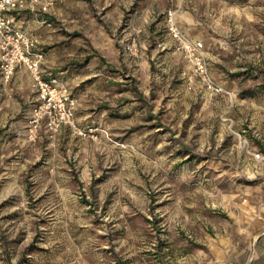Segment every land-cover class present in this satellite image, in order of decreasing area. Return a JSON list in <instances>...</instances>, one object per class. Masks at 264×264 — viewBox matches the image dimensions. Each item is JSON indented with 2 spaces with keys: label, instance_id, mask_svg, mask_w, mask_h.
<instances>
[{
  "label": "rangeland",
  "instance_id": "374dc122",
  "mask_svg": "<svg viewBox=\"0 0 264 264\" xmlns=\"http://www.w3.org/2000/svg\"><path fill=\"white\" fill-rule=\"evenodd\" d=\"M37 6L73 52L75 125L31 138L29 71L0 83V264H264V0Z\"/></svg>",
  "mask_w": 264,
  "mask_h": 264
},
{
  "label": "built area",
  "instance_id": "2783aa9c",
  "mask_svg": "<svg viewBox=\"0 0 264 264\" xmlns=\"http://www.w3.org/2000/svg\"><path fill=\"white\" fill-rule=\"evenodd\" d=\"M55 0H0V79L8 82L19 66L25 67L32 78L36 93L28 125L31 138L36 135L39 125L45 121L49 129L57 131L62 125L74 126L76 98L56 77H45L42 73L44 52L36 49L37 40L16 23L15 13L38 5L42 13H47ZM37 22L53 26L45 16H39ZM168 34L176 42V49L181 51L192 68V73L202 84L214 93L232 92L226 90L211 74L204 53V44L200 40L188 37L177 25L176 13L169 10L166 14ZM245 143L247 141L245 140ZM248 148V145L245 144ZM254 159L260 160L264 155L260 151L248 148Z\"/></svg>",
  "mask_w": 264,
  "mask_h": 264
},
{
  "label": "crops",
  "instance_id": "0c3cea01",
  "mask_svg": "<svg viewBox=\"0 0 264 264\" xmlns=\"http://www.w3.org/2000/svg\"><path fill=\"white\" fill-rule=\"evenodd\" d=\"M37 9H39L38 6ZM30 10L33 12L31 15H26L21 11L16 12L14 14L16 23L37 40L36 47H42L44 49L45 59L42 63L43 75L47 78H58L60 83L72 93L69 89V76L72 68L70 69L69 66H72L71 61L73 59V52L69 49V42L63 41L64 37L59 33L52 32L48 27L38 24L37 19L34 18L36 14V12H34L35 8H31ZM103 56L106 57V54H103ZM109 56L110 59L117 60L115 49L109 50ZM144 65H147L146 62ZM22 68L26 70L25 67L19 66L15 72L19 73ZM15 80L16 79H13V81ZM0 83L5 84L7 82H3L0 79ZM28 85H30V83Z\"/></svg>",
  "mask_w": 264,
  "mask_h": 264
}]
</instances>
